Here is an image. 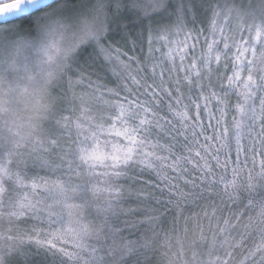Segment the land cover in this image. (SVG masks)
Returning a JSON list of instances; mask_svg holds the SVG:
<instances>
[{
  "label": "snow or ice",
  "instance_id": "snow-or-ice-1",
  "mask_svg": "<svg viewBox=\"0 0 264 264\" xmlns=\"http://www.w3.org/2000/svg\"><path fill=\"white\" fill-rule=\"evenodd\" d=\"M0 264H264V0H0Z\"/></svg>",
  "mask_w": 264,
  "mask_h": 264
},
{
  "label": "water",
  "instance_id": "water-1",
  "mask_svg": "<svg viewBox=\"0 0 264 264\" xmlns=\"http://www.w3.org/2000/svg\"><path fill=\"white\" fill-rule=\"evenodd\" d=\"M13 2H14V0L9 1V2H6V3H13ZM30 7H31V6H27V5H25V8H29V9H30ZM34 13H35V12H34ZM34 13H33V14H34Z\"/></svg>",
  "mask_w": 264,
  "mask_h": 264
},
{
  "label": "trees",
  "instance_id": "trees-1",
  "mask_svg": "<svg viewBox=\"0 0 264 264\" xmlns=\"http://www.w3.org/2000/svg\"><path fill=\"white\" fill-rule=\"evenodd\" d=\"M9 1H12V0H5V2H9ZM36 13H34L35 15ZM196 211H198L199 209H195ZM159 259H163L162 257H159Z\"/></svg>",
  "mask_w": 264,
  "mask_h": 264
},
{
  "label": "rangeland",
  "instance_id": "rangeland-1",
  "mask_svg": "<svg viewBox=\"0 0 264 264\" xmlns=\"http://www.w3.org/2000/svg\"><path fill=\"white\" fill-rule=\"evenodd\" d=\"M36 14H38V13H36Z\"/></svg>",
  "mask_w": 264,
  "mask_h": 264
}]
</instances>
